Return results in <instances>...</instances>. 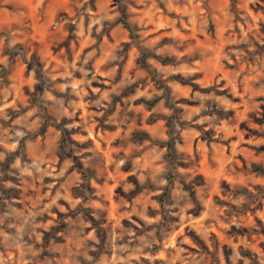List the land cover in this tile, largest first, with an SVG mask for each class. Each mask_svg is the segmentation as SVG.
Listing matches in <instances>:
<instances>
[{
    "label": "rangeland",
    "instance_id": "1",
    "mask_svg": "<svg viewBox=\"0 0 264 264\" xmlns=\"http://www.w3.org/2000/svg\"><path fill=\"white\" fill-rule=\"evenodd\" d=\"M0 264H264V0H0Z\"/></svg>",
    "mask_w": 264,
    "mask_h": 264
},
{
    "label": "trees",
    "instance_id": "2",
    "mask_svg": "<svg viewBox=\"0 0 264 264\" xmlns=\"http://www.w3.org/2000/svg\"><path fill=\"white\" fill-rule=\"evenodd\" d=\"M118 4H121L122 0H116ZM121 24L123 26H125L126 28H128L129 30V33H130V36H131V39H134L133 38V33L131 32L129 26L125 23V20L122 19L121 21ZM143 55H147V53L144 51L143 52ZM148 73L150 74V76L153 77L154 73L152 71H148ZM155 78V77H153ZM156 81V84H158L161 87H163L164 85L162 83H160V81L158 79H154ZM158 102V99H155L151 102H145L144 103V106L146 107L147 110H150L151 108H153V106ZM39 111H40V115H41V119H42V127L41 129L43 130L44 128H46L47 126H54L56 127L58 130H60L61 132V136H62V145H65L67 143V137H66V131L64 129H62L59 125H57L54 121H52L44 112V110L39 107ZM165 148H166V151H167V156L170 158V159H173V154L171 153V143H167L165 144ZM180 166H183L182 164H179ZM75 166L78 167V164L75 163ZM254 172H260V168L259 167H254L253 168ZM79 173L81 174V176L83 177V179H86L87 177V174L82 171L81 169H78ZM163 198V197H162ZM159 204L160 206L162 207L163 206V199H160L159 201Z\"/></svg>",
    "mask_w": 264,
    "mask_h": 264
}]
</instances>
